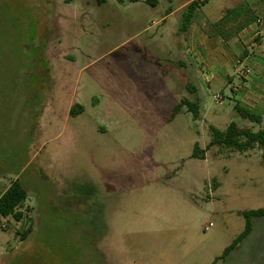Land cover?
I'll return each instance as SVG.
<instances>
[{"label": "rangeland", "instance_id": "rangeland-1", "mask_svg": "<svg viewBox=\"0 0 264 264\" xmlns=\"http://www.w3.org/2000/svg\"><path fill=\"white\" fill-rule=\"evenodd\" d=\"M125 2L0 0V192L20 177L28 194L23 220L0 222V264H212L264 207L262 151L206 148L210 124L264 120L198 80L206 120L171 118L190 98L183 31L151 25L165 1ZM215 264H264V217Z\"/></svg>", "mask_w": 264, "mask_h": 264}, {"label": "crops", "instance_id": "crops-1", "mask_svg": "<svg viewBox=\"0 0 264 264\" xmlns=\"http://www.w3.org/2000/svg\"><path fill=\"white\" fill-rule=\"evenodd\" d=\"M116 1L124 6L128 4L126 0ZM130 1L148 2L154 12L161 1H165L167 3L165 13L159 20L152 21L151 25L175 20L178 30L181 29L185 7L197 1L198 7L192 15L191 22L183 31L184 43L178 44L183 52V58L178 59L177 64L183 81L182 87L189 92L188 100L198 104L199 99L201 100V89L199 91L201 85H195L194 80L203 84L205 92L210 90V86L219 85L222 88L219 92L224 98L227 97L234 108L240 106L248 109L259 115L261 121L264 120V0H214L217 1L215 3L211 2L213 0ZM104 3H107V0ZM201 7L204 8L203 11ZM233 8L237 10L226 24L215 28L214 24L219 22L228 9ZM257 31L260 32L259 35H256ZM227 89L229 91L226 95L224 91ZM208 112L206 107L199 109L198 118L206 120ZM2 176L3 172H0V180ZM9 185L0 192V195ZM2 219L5 218H0V222Z\"/></svg>", "mask_w": 264, "mask_h": 264}, {"label": "trees", "instance_id": "trees-1", "mask_svg": "<svg viewBox=\"0 0 264 264\" xmlns=\"http://www.w3.org/2000/svg\"><path fill=\"white\" fill-rule=\"evenodd\" d=\"M149 1V0H146ZM98 4L104 3L105 0H97ZM198 7V2L193 1L189 3L183 13L180 28L185 31L190 22L195 9ZM237 8L228 9L225 15L214 24L215 28L226 24L229 17L236 12ZM186 106L187 111L191 112L194 118L199 116V106L197 102H191L187 98L181 99L172 109L171 118H173L182 107ZM236 112L245 119L251 122L260 123L261 117L252 113L250 110L240 106L235 107ZM83 107L79 104H74L69 113L71 116L80 114ZM210 140L206 148L217 146L230 149L239 153H245L258 148L262 151L261 162L264 163V128L253 130L251 127H240L235 122H230L224 129H219L213 125L208 127ZM205 149L199 148L197 144L194 145L191 157L194 159H204ZM27 191L22 184L21 179L16 178L10 183L8 188L0 195V218H13L16 221H21L24 218L23 212L19 209L22 203L27 198ZM245 219L244 229L226 246L220 257L215 258L212 264H215L220 259H225L230 252L235 249L238 244L245 239L252 231V218L264 217V207L245 210L239 213ZM30 232V227L26 229L21 235L23 239L25 235Z\"/></svg>", "mask_w": 264, "mask_h": 264}, {"label": "built area", "instance_id": "built-area-1", "mask_svg": "<svg viewBox=\"0 0 264 264\" xmlns=\"http://www.w3.org/2000/svg\"><path fill=\"white\" fill-rule=\"evenodd\" d=\"M259 34H260V32L257 31V32H256V35H259ZM213 100H214V103H215V104H217V105H222L223 102H224V97H223V95H222L221 93H216V94H214V96H213Z\"/></svg>", "mask_w": 264, "mask_h": 264}]
</instances>
